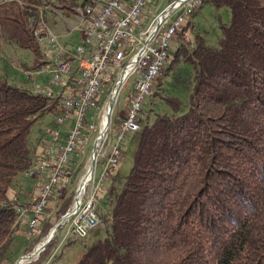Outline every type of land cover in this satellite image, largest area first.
Segmentation results:
<instances>
[{
    "label": "trees",
    "instance_id": "16d2710c",
    "mask_svg": "<svg viewBox=\"0 0 264 264\" xmlns=\"http://www.w3.org/2000/svg\"><path fill=\"white\" fill-rule=\"evenodd\" d=\"M59 1L74 11L86 0ZM208 1L231 12L230 21L220 24L217 43L207 44L198 34L191 49L176 48L163 70L179 60L188 66L183 77L173 76L188 86L186 109L157 112L141 126L124 184L115 192L110 183L104 193L106 234L92 240L75 264H264V0ZM40 3L0 2V39L4 34L39 55L32 30L40 27ZM42 64L38 59L31 66ZM163 99L175 111L182 104L176 95ZM58 103V96L0 79V258L19 227L9 198L14 177L47 144L43 134L33 158L31 125ZM71 199L72 194L62 200L56 218ZM53 222L42 225L39 238ZM53 242L23 264L46 260Z\"/></svg>",
    "mask_w": 264,
    "mask_h": 264
},
{
    "label": "built area",
    "instance_id": "2783aa9c",
    "mask_svg": "<svg viewBox=\"0 0 264 264\" xmlns=\"http://www.w3.org/2000/svg\"><path fill=\"white\" fill-rule=\"evenodd\" d=\"M152 2L86 0L75 7V28L81 33L80 39L67 47L58 42L54 33L46 36L53 45H58V51L52 54L53 63L44 70L48 72L46 82L38 85L33 92L58 96V107L53 112L55 122L44 128L43 134L47 140L45 151L34 161L33 169L29 168L30 173L38 175L36 179L40 182H34L27 200L21 201L17 196L11 200L17 206L18 217L26 220L29 234L37 225L38 216L44 212L50 192L55 189L62 192L61 187L73 171L71 166L76 163L72 153H76L77 148L88 138L87 132L97 126L94 121L100 115L95 168L99 161L97 154L102 153L105 160L98 174L94 170L92 174L89 173L87 182L93 178V188L83 190L85 197L67 222L73 227L74 234L70 236L73 238L87 235L89 230L102 223V216L95 204L99 187L114 175L121 155L119 144L124 134L139 129L138 112L153 90L172 40L182 28L185 13L201 4V0H184L161 15V10L170 2L158 13L151 7ZM157 19H160V23L155 28ZM33 33L37 35V29ZM130 74L134 75V81L128 106L125 113L121 114L113 134L112 116L108 122H103V118L107 116V106L112 96L114 103ZM59 85L60 90L54 91V86ZM101 102L105 107L100 112ZM65 120L71 124H65ZM104 141H107L106 149L99 150Z\"/></svg>",
    "mask_w": 264,
    "mask_h": 264
},
{
    "label": "rangeland",
    "instance_id": "374dc122",
    "mask_svg": "<svg viewBox=\"0 0 264 264\" xmlns=\"http://www.w3.org/2000/svg\"><path fill=\"white\" fill-rule=\"evenodd\" d=\"M2 1L4 0H0V2ZM171 1L173 0H153L151 7L153 6L155 12L158 13L164 6H166ZM78 5H76L75 7H77ZM36 12L37 14L35 18L39 23L40 27L33 29H37L38 34H40L41 29L43 31L40 35H34L38 41L40 51L39 55H36L31 49L21 47L16 42L7 39L4 34L1 35L0 39V79H5L12 84L26 87L28 89H31L32 91L36 89L37 86L41 83L46 82L48 72L44 70H46L53 63V59L51 58L52 54L58 51V45H53L52 42H50L48 37L46 36H48V34L52 32L57 35V40L59 43L70 47L77 41V35L78 32H80L78 29L75 28L77 22L76 8L74 9V11H71L67 8H63L59 0H41V3L36 6ZM230 17L231 12L230 8L227 5H221L219 7H216L208 0H201V4L197 6L196 9H190L185 13L184 20L182 21V26H184L186 22H188V25L184 30H180L178 35H175V38L172 40V43L169 48L168 57L166 59L165 64L161 68V73L157 75L158 79L154 84V89L152 90L151 94L146 97L142 109L138 112L139 129L124 134L119 144L121 155L116 164L114 176L112 178L106 179L104 181L103 186L98 191L97 200L95 204L101 216L109 210L108 204L105 203L106 201L104 202V199H107L104 194L106 193V188L109 187L110 183H112L114 191L117 192L124 184L127 173L132 164L134 150L136 148L141 126H143L145 123L150 122L154 117L155 113L157 112L171 114L174 112L180 113L186 109L185 100L187 99L188 86L184 87L186 82H184V84L182 81H177L178 83H175L174 79L176 77L173 78V76L176 74H181L179 75L181 77L184 76V73L182 74V72H184L185 70V62L179 60V62L176 63L174 68H172L171 70L169 69L167 73H164V71L166 72L167 70L166 66L168 65L169 60L173 56L176 48L181 45L185 46L187 49H191L195 37L198 34L203 35L207 44H216L217 40L221 36L220 24L228 23L230 21ZM69 32L72 33L68 35ZM38 36H41V38H38ZM38 59L39 62L44 61V64L40 65V67L38 68L32 67L31 65L38 61ZM185 66L186 68L188 67L186 63ZM133 81L134 75L130 74L129 77L125 80V82L122 84L116 97V100L112 105V111L110 112V115L112 116L111 133L113 134L117 130V123L121 118V114H124L127 109L129 93L131 88L133 87ZM60 87V85L54 86L53 90L58 91L60 90ZM165 94L176 95L182 100V104L177 111H175L172 106L163 99V95ZM104 107V103L101 102L98 110H100L101 112ZM100 121L101 115L97 116L94 121L97 126L91 132H87L88 138H86L85 141L81 144V146L77 148L76 153H72V157L73 159H75L76 162L74 166H71L73 171H71V173L68 175V180L65 181L66 184L61 187L62 192L59 189H55L54 192H50L51 196L47 197L46 199L44 212L38 216V223L30 234L28 233V228H25L26 224L23 221L24 218L22 220V218L17 217V220L19 221V227L16 232H14L11 236L7 251L0 258V264H13L16 258L20 254H23L21 252L24 251L25 247L30 241H36L31 249L33 250L42 239L46 238V235L50 231H52V228L54 227L55 223L62 217L61 214V216L56 218V210L65 197L72 194L70 205L66 209L67 211L72 208L75 202V194L78 188L80 189L79 196H81V199L83 198V196L85 197L84 191L87 188L88 191L93 188V184L91 183V180H93V178L86 182L84 188L80 187L82 184L81 181L87 173V169L89 170L90 168V154L94 140L98 136L97 130L99 128L98 126ZM54 122L55 117L53 113H46L43 116L39 117L31 125L28 140L30 146L33 148V158L34 156L35 158L38 157V152L40 150L38 145L42 142L41 139L44 133V128L52 126ZM65 124H71V122L69 120H65ZM106 145L107 141H104L102 143V148L99 150L106 149ZM97 156L99 161L97 160L98 162L96 164V168L95 163L93 166V170L96 174H98V172L100 171L102 161L105 160L102 153L99 155L97 154ZM33 163L34 162H32L27 168L19 172L14 177L11 190H9L10 200H13V197L11 196H13L14 194H16V196L18 195V198L21 201L27 200L30 197V194L32 193L34 182H40V180L36 179L38 177L37 174L30 173V170L34 167ZM27 169L29 171H27ZM95 180H97V178H95ZM24 186H29V191L25 192L26 195L18 191L21 190ZM81 190L84 191L82 192ZM24 197L25 199H23ZM104 203L106 205H104ZM48 220H52L54 222L50 229L47 231V233L39 238V235H41V227ZM65 224H63L59 230V226L57 225L55 231L58 230V232L56 234L54 233L55 235L48 241L49 243L54 238V242L48 253L50 254V256H47L46 260L37 264H75L77 258L92 240L102 237L106 234L105 223H103L102 221V223L97 224L96 227L89 230L87 235L83 237L76 236V238H74L75 240L67 243L68 238L72 234H74V232L73 227L70 223L68 224L67 222ZM36 238L38 239L36 240ZM48 243L35 256L30 258V261L36 259L40 255V253L45 250Z\"/></svg>",
    "mask_w": 264,
    "mask_h": 264
},
{
    "label": "water",
    "instance_id": "95a60500",
    "mask_svg": "<svg viewBox=\"0 0 264 264\" xmlns=\"http://www.w3.org/2000/svg\"><path fill=\"white\" fill-rule=\"evenodd\" d=\"M183 1L184 0H173V1H171L165 8H163L161 10L160 14L161 15L165 14L171 7L175 6L177 3L178 4L182 3ZM159 23H160V19H157L155 28H157L159 26ZM113 99H114V97L112 96V98L110 100V103L108 104V107H107V122L109 121V116H110L111 108H112V105H113ZM98 141H99V136H97L95 138L94 143H93V147H92V150H91V154H90V156H91V163H90V168H89L90 169V171H89L90 174H92L93 166H94V163H95V156H96V152H97V148H98ZM82 187L84 188L85 184L82 183L80 188H82ZM79 191H80V189L78 188L77 191H76V194H75V202H74L72 208H70L64 214H62V217L60 218V220H58L55 223L53 228H55L58 225L59 226L58 230H59L61 228V226L67 222L69 217L72 215L73 211L78 207L79 202L81 200V196H79ZM58 230L55 231L54 233L56 234L58 232ZM54 233L51 234V231H50L46 235V240L42 244L43 247L41 249H43L45 247V245L48 243V241L55 235ZM39 251L38 250L36 251L35 249H33L30 252L20 254L16 258V260L14 261L13 264H23L24 262H29L30 258L35 256Z\"/></svg>",
    "mask_w": 264,
    "mask_h": 264
},
{
    "label": "bare ground",
    "instance_id": "6f19581e",
    "mask_svg": "<svg viewBox=\"0 0 264 264\" xmlns=\"http://www.w3.org/2000/svg\"><path fill=\"white\" fill-rule=\"evenodd\" d=\"M111 110H112V108H111ZM106 120H107V116H105L104 118H103V122H106ZM89 171L90 170H88V172L85 174V176L83 177V180L81 181L83 184H86V182H87V178H89ZM57 227V226H56ZM56 227L55 228H53L52 229V231H51V234H53L54 232H55V230H56ZM46 240V238H44V239H42L41 241H40V243L35 247V250L37 251H39L42 247H43V243H44V241Z\"/></svg>",
    "mask_w": 264,
    "mask_h": 264
},
{
    "label": "crops",
    "instance_id": "0c3cea01",
    "mask_svg": "<svg viewBox=\"0 0 264 264\" xmlns=\"http://www.w3.org/2000/svg\"><path fill=\"white\" fill-rule=\"evenodd\" d=\"M80 37H81V33L80 32H78V35H77V39L76 40H78V39H80ZM116 167V166H115ZM114 171H115V169H114ZM114 176V175H113ZM25 187V186H24ZM22 188L21 190H18V191H20L21 193H23V190H24V195H26V193L25 192H28L29 191V187H25V188ZM15 190H17V189H15ZM23 199H25V197L23 198ZM25 201V200H24ZM24 221V220H23Z\"/></svg>",
    "mask_w": 264,
    "mask_h": 264
}]
</instances>
